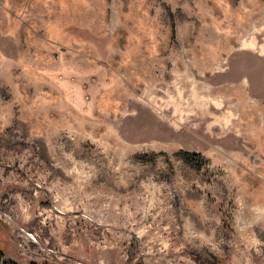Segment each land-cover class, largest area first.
<instances>
[{"label":"rangeland","instance_id":"1","mask_svg":"<svg viewBox=\"0 0 264 264\" xmlns=\"http://www.w3.org/2000/svg\"><path fill=\"white\" fill-rule=\"evenodd\" d=\"M252 53L264 0H0L2 261L264 264Z\"/></svg>","mask_w":264,"mask_h":264},{"label":"crops","instance_id":"2","mask_svg":"<svg viewBox=\"0 0 264 264\" xmlns=\"http://www.w3.org/2000/svg\"><path fill=\"white\" fill-rule=\"evenodd\" d=\"M248 56L257 59L256 61H258V63L260 65L264 64V59L259 55V53H257V54L252 53V54H249ZM251 63H253V62H251ZM248 65L249 64L247 63L246 64V69H247V67L252 66V65H249V66ZM250 69H252V68H250ZM254 69H255V67H254ZM247 76H248V74L244 73L242 79H246L247 80ZM239 81H241V80H239ZM239 81H238V83H239ZM235 83H237V81ZM247 99H248L247 102L245 101V102H242V103H246L247 106H248L247 107L248 110H250V113H253V115L251 114L252 115V117L250 119L251 123L254 124L255 127L259 126L258 127V133L254 134V135H251L252 136V138H250L251 142H254V138H256V141L259 140V138H260V139H262L263 143L262 142L261 143L258 142L259 145L264 144V141H263L264 140V129H260L261 126L259 125V124H261V125L264 126V115L262 117V114H264V96L251 95V96L247 97ZM241 111H242V114L245 113L243 109Z\"/></svg>","mask_w":264,"mask_h":264},{"label":"trees","instance_id":"3","mask_svg":"<svg viewBox=\"0 0 264 264\" xmlns=\"http://www.w3.org/2000/svg\"><path fill=\"white\" fill-rule=\"evenodd\" d=\"M2 260H3V253L0 251V264H5Z\"/></svg>","mask_w":264,"mask_h":264},{"label":"bare ground","instance_id":"4","mask_svg":"<svg viewBox=\"0 0 264 264\" xmlns=\"http://www.w3.org/2000/svg\"><path fill=\"white\" fill-rule=\"evenodd\" d=\"M30 237V236H29Z\"/></svg>","mask_w":264,"mask_h":264}]
</instances>
